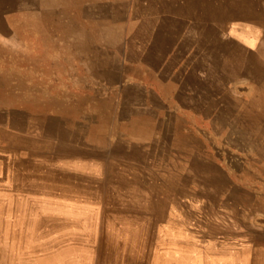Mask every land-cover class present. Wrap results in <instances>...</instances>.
Returning a JSON list of instances; mask_svg holds the SVG:
<instances>
[{"label": "rangeland", "instance_id": "obj_1", "mask_svg": "<svg viewBox=\"0 0 264 264\" xmlns=\"http://www.w3.org/2000/svg\"><path fill=\"white\" fill-rule=\"evenodd\" d=\"M263 2L0 0V262L264 264Z\"/></svg>", "mask_w": 264, "mask_h": 264}, {"label": "bare ground", "instance_id": "obj_2", "mask_svg": "<svg viewBox=\"0 0 264 264\" xmlns=\"http://www.w3.org/2000/svg\"><path fill=\"white\" fill-rule=\"evenodd\" d=\"M264 3V2H263ZM246 21V20H245ZM262 40V39H261ZM260 46V45H259ZM260 49V48H259ZM3 148V147H2ZM57 151V150H56ZM52 153V152H51ZM36 154V153H35ZM4 156V155H3ZM98 156V155H97ZM5 157V156H4ZM25 161V160H24ZM107 161V160H106ZM28 162V161H27ZM17 164V163H16ZM109 168H110V166H109ZM131 169V168H130ZM57 174V173H56ZM62 174H63V172H62ZM60 175V174H59ZM72 175V174H71ZM64 176V175H63ZM67 176V175H66ZM104 181V180H103ZM133 184V183H132ZM132 186H134V184L132 185ZM145 187H146V185H145ZM119 189V188H118ZM150 189V188H149ZM123 190V189H122ZM148 190V189H147ZM2 197V196H1ZM123 197H124V195H123ZM129 197V196H128ZM108 198V197H107ZM119 198H121V197H119ZM122 199V198H121ZM126 200V199H125ZM123 201V200H122ZM129 201V200H128ZM178 202V201H177ZM2 203H4V201L2 202ZM126 203V202H125ZM130 203V202H129ZM182 203V202H181ZM183 203H185V202H183ZM0 205H1V203H0ZM186 205V204H185ZM188 205V204H187ZM122 206V205H121ZM125 206V205H124ZM133 208V207H132ZM206 208V207H205ZM161 209V208H160ZM144 210V209H143ZM168 211V210H167ZM107 213H108V211H106ZM114 212V211H113ZM207 213V212H206ZM111 214V213H110ZM117 214H119V213H117ZM136 214V213H135ZM141 216V215H140ZM139 216V217H140ZM0 217H2V216H0ZM146 217V216H145ZM149 217H150V215H149ZM163 217V216H162ZM142 218V217H141ZM147 218V217H146ZM145 218V219H146ZM47 219V218H46ZM1 220V219H0ZM48 220V219H47ZM115 220H116V218H115ZM157 220V219H156ZM155 220V221H156ZM51 222V221H50ZM61 222H63V221H61ZM135 222V221H134ZM53 223V222H52ZM55 223H56V221H55ZM66 222H64V224H65ZM122 223V222H121ZM132 223H133V221H132ZM157 223V222H156ZM216 223H218V222H216ZM54 224V223H53ZM61 224V223H60ZM228 224V223H227ZM115 225V224H114ZM117 225V224H116ZM143 225V224H142ZM145 225V224H144ZM60 226V225H59ZM46 227V226H45ZM207 227H209V223H208V226ZM213 227H215V225L213 226ZM221 227V226H220ZM116 228V227H115ZM218 228V227H217ZM216 228V229H217ZM225 227H223V229H224ZM45 229V228H44ZM145 229V228H144ZM212 229V228H211ZM221 229V228H220ZM234 229H236V228H234ZM115 230V229H114ZM214 230V229H213ZM218 230V229H217ZM47 231V230H46ZM224 232V231H223ZM226 232V231H225ZM236 232V231H235ZM217 233V232H216ZM86 234V233H85ZM88 234V233H87ZM206 235V234H205ZM77 236V235H76ZM207 236V235H206ZM109 237V236H108ZM65 239V238H64ZM63 238H62V240H64ZM112 239V238H111ZM121 239V238H120ZM71 240V239H70ZM73 240V239H72ZM86 240V239H85ZM108 240V239H107ZM145 240V239H144ZM119 241V240H118ZM139 241V240H138ZM45 243H48V242H45ZM44 243V244H45ZM72 243V242H71ZM83 243V242H82ZM85 243H87V241H85ZM66 244V243H65ZM144 244V243H143ZM47 245V244H46ZM62 245V244H61ZM60 245V246H61ZM85 245V244H84ZM88 245V244H87ZM45 246V245H44ZM98 246H99V244H98ZM120 246V245H119ZM133 247V246H132ZM57 248V247H56ZM60 248V247H59ZM106 248H107V246H106ZM131 248V247H130ZM257 249V248H256ZM58 250V249H57ZM106 250V249H105ZM104 250V251H105ZM261 250V249H260ZM254 251V250H253ZM3 252H6V250L4 251H0V256H1V254L3 253ZM97 252H98V250H97ZM106 252V251H105ZM130 252V251H129ZM144 252V251H143ZM256 252V251H255ZM98 254V253H97ZM125 254V253H124ZM264 254V253H263ZM106 255V254H105ZM148 255V254H147ZM252 255V254H251ZM256 255V254H255ZM259 255V254H258ZM120 256V255H119ZM264 256V255H263ZM98 257V256H97ZM142 257H143V255H142ZM262 258V257H261ZM97 259H99V258H97ZM101 259H103V258H101ZM147 259V258H146ZM175 260H172L173 262L174 261H176V258H174ZM193 259H195L194 257H191V256H185V257H182L180 260H179V258H178V263L179 264H201V262L198 260V259H196V260H193ZM133 260V259H132ZM97 261V260H96ZM123 261H124V259H123ZM147 261V260H146ZM166 261V264H173V262L172 261H170V259L169 260H165ZM211 261H216V260H211ZM116 262V261H115ZM134 262V261H133ZM171 262V263H170ZM97 263V262H96ZM176 263V262H175ZM0 264H5L4 263V261H1L0 262ZM9 264H13L12 262H10ZM133 264V263H132ZM149 264V263H148ZM211 264H216V262H211Z\"/></svg>", "mask_w": 264, "mask_h": 264}, {"label": "crops", "instance_id": "obj_3", "mask_svg": "<svg viewBox=\"0 0 264 264\" xmlns=\"http://www.w3.org/2000/svg\"><path fill=\"white\" fill-rule=\"evenodd\" d=\"M75 264H79V263H75Z\"/></svg>", "mask_w": 264, "mask_h": 264}]
</instances>
